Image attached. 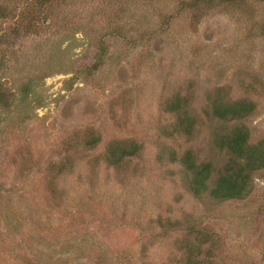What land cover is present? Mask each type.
Instances as JSON below:
<instances>
[{"label": "rangeland", "instance_id": "obj_1", "mask_svg": "<svg viewBox=\"0 0 264 264\" xmlns=\"http://www.w3.org/2000/svg\"><path fill=\"white\" fill-rule=\"evenodd\" d=\"M192 1H54L18 26L40 0H0L13 9L0 20V264H187L199 230L215 241L201 264H264V169L247 198L217 202L194 197L163 150L216 172L219 135L264 138V2ZM177 92L196 118L189 137L164 109ZM209 95L255 109L206 117ZM129 141L139 152L109 165Z\"/></svg>", "mask_w": 264, "mask_h": 264}, {"label": "trees", "instance_id": "obj_2", "mask_svg": "<svg viewBox=\"0 0 264 264\" xmlns=\"http://www.w3.org/2000/svg\"><path fill=\"white\" fill-rule=\"evenodd\" d=\"M55 1V2H54ZM62 2L63 0H40L38 6L39 11L33 12L30 18L25 15L20 19L19 25L26 24L29 20L39 19V15L48 7L51 8L53 2ZM212 0H193L195 3H209ZM263 1L264 0H259ZM32 7V5L30 6ZM42 9V11H40ZM33 10V9H32ZM13 12V9L0 5V20ZM44 20V18H42ZM27 26V25H26ZM18 29H20L18 27ZM2 40V37H0ZM1 87V85H0ZM7 97L5 91L0 90V100ZM207 105L211 108V113L204 114L217 120L233 121L240 120L250 115L255 104L247 99H239L234 101H226L218 96H207ZM3 103L10 105L8 97ZM165 111L172 113L175 118V128H172L171 133H180L186 137L192 135L196 118L191 113L188 104V96L181 93H175L170 101L165 103ZM250 135L244 126L232 127L229 131L224 132L216 138V143L220 149H224L227 153V161L222 169L216 170L210 161H198L197 157L191 150L184 151L178 156L176 150L169 147H164L167 151L165 158L169 163H179L187 175L186 183L189 191L194 197H206L217 202L229 200H242L247 198L253 191L252 174L255 171L264 169V138L255 144L249 143ZM99 142L97 136H90L86 145L92 147ZM121 144V143H120ZM140 150V145L133 141L121 145H113L109 147L106 153V161L109 165L116 166L127 158L135 156ZM162 159V155L159 157ZM193 229V227H191ZM192 233V231H191ZM196 243H188L187 245V264H201L197 257L200 255V249L203 245L208 244L209 248L214 249L215 241L204 230H199L194 233ZM210 249L207 250L209 252Z\"/></svg>", "mask_w": 264, "mask_h": 264}]
</instances>
